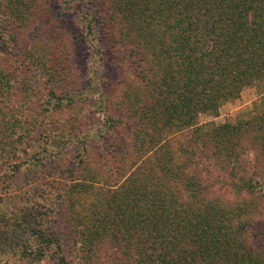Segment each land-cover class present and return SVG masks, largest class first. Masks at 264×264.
<instances>
[{"label": "trees", "instance_id": "trees-1", "mask_svg": "<svg viewBox=\"0 0 264 264\" xmlns=\"http://www.w3.org/2000/svg\"><path fill=\"white\" fill-rule=\"evenodd\" d=\"M104 251L264 264V0H0V264Z\"/></svg>", "mask_w": 264, "mask_h": 264}, {"label": "rangeland", "instance_id": "rangeland-1", "mask_svg": "<svg viewBox=\"0 0 264 264\" xmlns=\"http://www.w3.org/2000/svg\"><path fill=\"white\" fill-rule=\"evenodd\" d=\"M56 8L57 5H56ZM54 13L62 14V10H56ZM64 15H63V21H64ZM13 21V18L11 16H8L6 19L3 29H4V38L12 41V38L15 37V35L20 32L21 30L18 29L17 23L15 21V24L9 25L10 22ZM259 100V92L257 88L253 86L246 87L242 90L239 98L226 102L223 104L216 116L211 115H200L198 118V124H208V123H214L216 126L227 123V122H234L238 117L244 116L248 111L252 109V106L255 102ZM243 118V117H242ZM199 173L201 175H205V171H203L202 168H199ZM210 173L212 178L216 176H221L222 178H228L229 175L226 171H218V169L211 168ZM212 192L219 194L227 200H232V194L230 187H222L220 185L214 186L212 189ZM102 257L99 258V261L95 262V264H130L129 261L125 260V256L123 254H119L116 258L114 256H111V252L105 253V251L101 254ZM75 262H77L75 260ZM77 264V263H75ZM144 264V263H142Z\"/></svg>", "mask_w": 264, "mask_h": 264}]
</instances>
